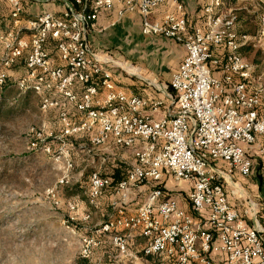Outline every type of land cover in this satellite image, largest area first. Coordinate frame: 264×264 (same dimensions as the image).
Wrapping results in <instances>:
<instances>
[{"label": "built area", "instance_id": "built-area-1", "mask_svg": "<svg viewBox=\"0 0 264 264\" xmlns=\"http://www.w3.org/2000/svg\"><path fill=\"white\" fill-rule=\"evenodd\" d=\"M60 1V12L26 18L22 0H0V12L4 5L9 10L8 24L3 27L0 20V88L5 70L21 66L15 85L20 94H36L40 110L73 104L81 113L76 122L69 119L68 106L62 110L63 136L96 128L92 146L112 138L118 146L134 148L136 161L125 179L113 184L98 172L90 174V206L96 208L108 188L118 197L116 215L98 232L111 234L119 254H129V235L112 231L138 232L145 239L141 254L163 264H264L262 228L247 221V210L231 204L227 192L234 173L257 175L264 182V65L240 52L264 37V0L255 36L237 31L235 11L224 8L222 0H208L204 27H189L186 9L178 3L177 13L152 19L164 0ZM115 4L120 5L118 17L139 14L143 34L174 39L185 49L164 85L169 104L159 117L153 113L162 108V100L127 92L90 49L88 36L98 14ZM100 90L103 98L96 99ZM60 146L66 145L61 141ZM67 154L60 148L59 156ZM164 174L177 185H189L192 212L183 210L176 196L165 197L160 185ZM141 184L150 186L148 196L135 214L125 215L122 206L130 190ZM67 204L75 208L71 201ZM82 242L88 255L96 241L83 237ZM213 252L221 254L219 261Z\"/></svg>", "mask_w": 264, "mask_h": 264}, {"label": "rangeland", "instance_id": "rangeland-1", "mask_svg": "<svg viewBox=\"0 0 264 264\" xmlns=\"http://www.w3.org/2000/svg\"><path fill=\"white\" fill-rule=\"evenodd\" d=\"M252 2L260 14V0ZM260 43L264 58V38ZM22 70L21 66L5 70L10 88L0 101V264H79L93 249L86 255L82 238L97 241L95 231L83 233L99 222L87 200L89 177L92 172L105 176L108 155L87 139L60 133L57 122L69 105L40 110L37 96L20 94L15 80ZM61 141L66 146H60ZM60 148L68 150L65 157L58 155ZM71 188L80 193L65 195ZM86 212L88 219L83 218Z\"/></svg>", "mask_w": 264, "mask_h": 264}, {"label": "crops", "instance_id": "crops-1", "mask_svg": "<svg viewBox=\"0 0 264 264\" xmlns=\"http://www.w3.org/2000/svg\"><path fill=\"white\" fill-rule=\"evenodd\" d=\"M207 2L208 0H164L155 9L152 19L158 20L168 12L177 13L176 3H178L186 9L189 27H204L206 24L204 6ZM246 5L252 6L253 10L251 11H255L252 0H235L234 2L222 0L224 8H230L234 11L239 6L244 7ZM22 6L23 17L29 18L45 11L60 12L63 3L60 0H22ZM119 8L120 5L115 4L111 10L98 14L93 29L88 36L90 49L103 62L104 68L110 70L116 84L124 87L127 92L162 100V108L153 113L155 117H159L169 104L170 91L164 85L169 82L171 74L179 68L185 56V49L181 43L174 39L161 35L143 34L139 14L131 12L118 17L117 10ZM0 20L3 27L9 22V10L5 5L1 9ZM263 38H257L251 44L253 48L262 49L263 44L260 43V40ZM247 59L255 64L250 57ZM260 65H264V58H261ZM14 68H19V66ZM159 86L162 87L158 88ZM80 88L78 87L77 90L80 91ZM103 95L104 91L100 90L96 99L103 98ZM58 99H61V97L58 96ZM68 107L69 119L76 122L80 121L81 113L75 109L73 104H69ZM50 119L52 120V118ZM57 125H59L57 127L60 130L61 122L58 121ZM96 131L97 129L93 128L90 131L73 134L71 138L75 140L87 139L90 143V139ZM98 147L102 148L99 151L106 153L109 159V162H107L109 164L104 166L106 171L103 170V175H105L103 177L110 179L113 184L125 179L128 171L136 161L134 148L118 146L112 138L96 148ZM100 154L102 153L97 155L100 156ZM228 181L227 192L230 203L240 210H247L244 217L248 222L256 223L262 228L264 238V182L260 181L257 175L245 178L237 173H234ZM160 185L166 194L178 198L179 205L183 210L192 212L188 199L190 191L188 184L177 185L170 175L164 174ZM150 190L151 188L147 184L132 188L128 199L125 200L124 204L122 203L125 215L135 214ZM114 200H118V197L113 195L112 190L108 188L98 198L96 208L89 205L93 211L98 212L99 222L92 223L84 228L83 233L89 234V232L95 231L97 241L90 258L80 259L79 264H163L159 258L145 257L141 254L145 239L138 232L123 228H115L112 231V233L129 235V254H119L117 248L108 240L111 235L98 232L103 222L116 215L118 208L114 205ZM118 203L119 201L117 206ZM248 205L253 206L249 209ZM86 213L89 214V212ZM211 256L215 261L221 259V254L218 252H213Z\"/></svg>", "mask_w": 264, "mask_h": 264}, {"label": "trees", "instance_id": "trees-1", "mask_svg": "<svg viewBox=\"0 0 264 264\" xmlns=\"http://www.w3.org/2000/svg\"><path fill=\"white\" fill-rule=\"evenodd\" d=\"M229 2H234L235 0H227ZM253 10L252 6H239L236 10H235V15H236V27H237V31L239 33H247L251 36H255L258 30V12L257 11H251ZM53 44H49L48 48H52ZM241 54L246 57V58H251L253 60V62H255V64L260 65L261 64V56L260 54L263 52L262 49H255L253 48V46L251 44H245L241 47L240 49ZM262 65H260L261 67ZM10 88L9 83L5 82V84L3 85V87L0 88V101L2 102L3 99L6 98L5 96V92L7 91V89ZM27 93H30L31 95L36 96V94H34L31 91H28ZM26 93V95H27ZM26 95L24 96L26 98ZM23 97V100H24ZM25 101V100H24ZM260 180V178H259ZM261 181V180H260ZM80 193L79 190H77L76 188H71L68 189L66 191H64L65 195L68 196H73V195H78ZM169 194H165V197H168Z\"/></svg>", "mask_w": 264, "mask_h": 264}]
</instances>
